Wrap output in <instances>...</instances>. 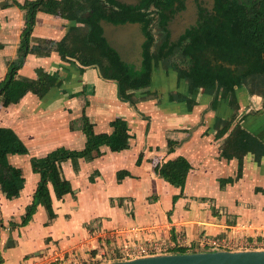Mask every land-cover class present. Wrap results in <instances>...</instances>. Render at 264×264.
I'll list each match as a JSON object with an SVG mask.
<instances>
[{"label":"crops","instance_id":"1","mask_svg":"<svg viewBox=\"0 0 264 264\" xmlns=\"http://www.w3.org/2000/svg\"><path fill=\"white\" fill-rule=\"evenodd\" d=\"M25 1L34 0H0V81L17 58L25 12L15 3ZM72 26L83 24L38 12L32 38L57 45ZM38 71L54 79L43 96L28 92L7 107L0 100V128L12 130L27 149L7 157L21 170L20 194L7 198L0 186V264L84 261L129 239L173 240L181 232L195 242L204 234L231 235L236 223L264 224L262 94L241 86L214 100L201 88L189 93L188 79L157 67L149 86L125 100L96 66L64 61L53 50L27 55L17 75L36 79ZM83 116L94 134L127 137L128 147L61 158L59 176L70 193L57 199L48 185L53 217L37 205L22 225L40 180L30 159L57 149L81 151ZM180 159L188 171L177 187L159 170Z\"/></svg>","mask_w":264,"mask_h":264},{"label":"trees","instance_id":"2","mask_svg":"<svg viewBox=\"0 0 264 264\" xmlns=\"http://www.w3.org/2000/svg\"><path fill=\"white\" fill-rule=\"evenodd\" d=\"M172 0H139L128 6L114 0H34L15 5L25 12V24L20 34L17 58L7 63V73L0 81V100L3 107L16 104L28 92L43 96L54 79L37 72L36 79L18 77L17 71L26 56H48L56 51L64 61L76 60L82 66H96L100 76L117 83L120 98L131 100L134 91L145 89L150 73L161 63L171 61L179 76L189 80V93L196 89L211 95L226 97L235 87L248 80L261 85L264 91V0H217L216 15L198 28L188 30L177 43L168 44L165 38L154 51L152 37L146 27L150 24L149 8H168ZM42 12L73 21L83 26L69 28L62 40L54 45L46 39L32 38L36 13ZM161 13V17H162ZM100 21L114 25L139 23L147 37L143 44L142 63L138 71L124 63L102 38ZM131 91V93H129ZM253 92V90H249ZM264 100V93L262 94ZM264 107V104H263ZM85 146L81 151L57 149L43 158H31L30 166L40 180L27 206L22 225L27 224L37 205H42L53 217L48 185L57 199L70 193V184L59 176V162L63 157L89 158L102 146L118 152L128 147V138L116 134H94L85 116L82 117ZM26 147L16 134L0 128V186L7 198L17 197L23 187L21 170L8 163L9 155H23ZM188 166L183 160L166 163L160 176L173 186L182 187ZM2 227L0 223V228ZM1 262V260H0Z\"/></svg>","mask_w":264,"mask_h":264},{"label":"built area","instance_id":"3","mask_svg":"<svg viewBox=\"0 0 264 264\" xmlns=\"http://www.w3.org/2000/svg\"><path fill=\"white\" fill-rule=\"evenodd\" d=\"M148 234L150 229L145 230ZM231 235L212 236L202 235L197 241H189L185 235L179 232L176 237L168 240L129 239L121 247L116 249H100L95 255H88L87 259L80 261L73 256L60 264H103L112 261H123L146 257L151 255H166L175 253H193L198 251H242L251 249H264V224L249 222L236 223L230 226ZM120 233L115 232L114 235ZM107 235H102L106 237Z\"/></svg>","mask_w":264,"mask_h":264},{"label":"water","instance_id":"4","mask_svg":"<svg viewBox=\"0 0 264 264\" xmlns=\"http://www.w3.org/2000/svg\"><path fill=\"white\" fill-rule=\"evenodd\" d=\"M114 1L126 5L136 2V0ZM99 24L102 38L117 53L120 60L139 67L142 63L143 42L146 39L140 24L126 22L114 25L105 21H100ZM103 264H264V249L151 255Z\"/></svg>","mask_w":264,"mask_h":264},{"label":"flooded vegetation","instance_id":"5","mask_svg":"<svg viewBox=\"0 0 264 264\" xmlns=\"http://www.w3.org/2000/svg\"><path fill=\"white\" fill-rule=\"evenodd\" d=\"M138 2L139 0H136L131 5L137 6ZM217 8V0H172L168 8L164 5L159 8L150 7L149 13L152 20L145 30L152 37L150 49L154 51L165 38L168 40V44L179 42L188 30L198 28L204 22L208 23L211 18L213 19ZM153 31L157 33V39H155ZM145 38L143 44L147 41L146 36ZM141 66L133 65L132 67L138 71ZM164 67H169L173 72L179 73L171 61H167ZM241 86H245V84Z\"/></svg>","mask_w":264,"mask_h":264},{"label":"rangeland","instance_id":"6","mask_svg":"<svg viewBox=\"0 0 264 264\" xmlns=\"http://www.w3.org/2000/svg\"><path fill=\"white\" fill-rule=\"evenodd\" d=\"M153 33H154V37H155V39H157V33H155L154 31H153ZM165 65L164 64H160L159 65V67H163V68H165L164 67ZM245 84V87L246 88H248V90H253V91H255V92H257V93H260V94H263L264 93V91H263V88L261 87V85H259L258 83H254V82H252V81H250V80H248L246 83H244ZM91 263V262H90ZM86 264H88V263H86Z\"/></svg>","mask_w":264,"mask_h":264}]
</instances>
